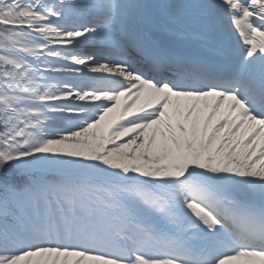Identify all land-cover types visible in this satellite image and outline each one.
Instances as JSON below:
<instances>
[{"label":"snow or ice","instance_id":"snow-or-ice-1","mask_svg":"<svg viewBox=\"0 0 264 264\" xmlns=\"http://www.w3.org/2000/svg\"><path fill=\"white\" fill-rule=\"evenodd\" d=\"M0 264H264V0H0Z\"/></svg>","mask_w":264,"mask_h":264}]
</instances>
